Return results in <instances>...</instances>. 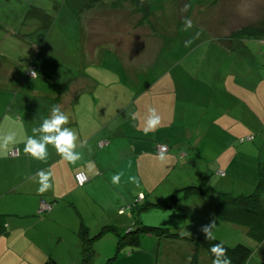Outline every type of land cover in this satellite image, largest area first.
<instances>
[{"label": "crops", "instance_id": "1", "mask_svg": "<svg viewBox=\"0 0 264 264\" xmlns=\"http://www.w3.org/2000/svg\"><path fill=\"white\" fill-rule=\"evenodd\" d=\"M45 1L0 0V9L4 10L0 12V214L7 226V233L0 235V257L17 256L14 264H42L53 255L60 264H78V231L83 224L91 233L101 229L102 224L130 226L133 217L126 215L128 208L133 212L134 203L146 198L168 201L177 189V209H183L185 202L204 205L210 201L205 196L210 194L196 191L184 196L183 188L194 184H188L189 177L182 174L179 179L172 178V172L181 164L177 161L182 159L178 157L180 146L187 142L196 143L197 154H201V144L205 137L210 138L222 147L213 160H220L237 143L240 149L247 144L250 179L257 181L258 164L264 157L256 145V139L262 142L257 135L264 138V38L237 39L231 48L221 44L204 24L211 2L220 0H190V28L185 27L186 18H179L178 0H139L149 12L148 19L139 26L126 14L131 12L128 4L113 6L117 0H99L82 13L80 6L90 0H77L74 6L78 11L69 12L62 23L59 20L64 5L56 0L52 9V0H47V6ZM218 11L212 10L215 30L221 26ZM90 19L99 21L98 34L105 35L94 49L85 44ZM65 27L75 33L64 34ZM255 44L260 61L256 60L253 70L250 61ZM176 47L189 48V54L178 58ZM239 49L243 53H238ZM42 52L57 59V67L52 69ZM192 53L195 56L190 58ZM187 59L195 65L182 73L179 63ZM31 67L35 75L29 72ZM192 70L207 84L215 85L199 91L195 99L210 101L217 94V102L232 113L233 120L220 123V109L215 105L210 115L203 109L198 111L200 117L192 114L195 123L188 125L189 89L183 85ZM217 80H222L224 87L219 89ZM53 106H59L68 116L61 127L74 132L73 151L79 154L74 161L63 158L51 144L46 145L48 154L43 160L24 151L27 137L43 135L33 129L51 118ZM150 109L156 110L160 123L145 132ZM173 127L179 128L178 146L172 145L176 142L171 138ZM10 132L15 133L14 140L5 141ZM159 144L170 145L175 152L158 153ZM16 148L18 154L11 155ZM243 154H238L239 159ZM232 157L226 164H218V172L227 179L242 167L234 154ZM40 170L49 174L50 184L42 193L37 191ZM79 171L89 176L83 186L75 178ZM116 173H121L120 181L113 184L111 176ZM130 176H135L136 182L130 181ZM262 196L264 206V187ZM43 199L53 204L51 210L41 211ZM210 210L217 219L212 202ZM177 226L185 229L186 237L144 234L141 244L149 239L150 247H143L148 254L156 252V261L149 257L139 264H190L195 249L192 240L204 233L201 227ZM212 232L214 235L215 229ZM108 233L114 241V231L100 238ZM96 242L99 258L94 263L99 264L97 259L102 260L104 253L103 246ZM250 243L252 252L244 264H264V240ZM197 251L198 264H212L205 247ZM132 252L122 258L130 257Z\"/></svg>", "mask_w": 264, "mask_h": 264}, {"label": "trees", "instance_id": "2", "mask_svg": "<svg viewBox=\"0 0 264 264\" xmlns=\"http://www.w3.org/2000/svg\"><path fill=\"white\" fill-rule=\"evenodd\" d=\"M99 0H90L84 4L81 8V13L86 8H91ZM220 0L211 2L208 14L205 16L204 24L209 31L218 37V40L227 48H231L233 42L242 38L259 39L264 38V0H259L258 10L252 14L243 13L240 10L238 14H234L235 0ZM191 1L188 0V7L186 0H178V12L179 18L183 21L187 18L190 12ZM131 9L126 14L131 15L134 25H142L149 17L147 8L139 0H117L113 3V6H125L127 5ZM216 5V6H215ZM212 6L214 9H218L221 18V28L213 26ZM218 6V7H217ZM125 14V16H126ZM107 22V21H106ZM123 22L126 23V18L123 17ZM123 23V24H124ZM98 20L92 19L88 22V30L85 32V44L90 49H94L99 42V35L97 31ZM95 40V41H94ZM91 41V42H90ZM48 61H51L52 69L57 67L59 61L46 52H42ZM52 72V70H51ZM50 73V72H49ZM166 145V144H165ZM171 151V146L167 145ZM157 151V149H156ZM158 152V151H157ZM257 186L252 193H240L234 194L231 191H219L214 189L213 194H210V190L203 185H188L182 190L184 196L192 193L203 192L216 197L215 203V215L218 219L231 223L235 226L244 227L247 234L254 240L261 242L264 240V206H263V187H264V157L260 159L258 164V176ZM179 189L175 190L168 201L146 198L140 203H134L133 208V221L130 226L119 228L114 225H104L101 229L95 232L90 231L86 224H83L78 231L81 246V263L80 264H93L95 261V246L94 243L104 233L108 231H114L118 236V243L116 252L113 253L104 264H110L113 260L119 256V252L124 249L125 251H134L141 244V237L144 234H155L160 237L176 238L186 237L185 229L179 227H171L167 225H160L156 223H145L140 218V211L149 209L152 207H158L163 209H174L179 205ZM46 200V199H43ZM48 201V200H47ZM50 202V201H48ZM51 203V202H50ZM52 204V203H51ZM53 206V204H52ZM49 211V210H47ZM123 212V210H121ZM7 233V226L4 220V215L0 214V235ZM215 239H205V234H202L192 241L195 242V249L190 261V264H198V247H205L209 252V255L214 259V255L211 252L212 245L216 243H222L226 249V255L230 257L232 264H244L247 258L250 256L252 249L250 245L242 242H238L235 245H229L223 239L214 236ZM42 264H58L57 259L53 255H49Z\"/></svg>", "mask_w": 264, "mask_h": 264}, {"label": "rangeland", "instance_id": "3", "mask_svg": "<svg viewBox=\"0 0 264 264\" xmlns=\"http://www.w3.org/2000/svg\"><path fill=\"white\" fill-rule=\"evenodd\" d=\"M55 1L56 0H52V5H50L52 9H53V5H54ZM57 1H59L60 5H64L63 15H61L59 23H62L63 18H67L68 13L72 12V10H74V12L78 11V8L76 6H74L75 2L77 0H57ZM258 1L259 0H235V5H234L235 13L234 14L237 15L239 10L243 13L244 12L248 13V14L254 13L255 10L257 11L259 8L258 5H256V3ZM46 3H47V0L45 1V5H46ZM83 6H84V4H83ZM81 8L82 7L80 6V10H81ZM0 12H4V10L0 9ZM94 16H97V15H94ZM76 21H77V23L80 22L78 19H76ZM130 22H132L131 19H130ZM69 28H72V27H69ZM98 30H100V29L98 28ZM63 32H64V34H67V35H68V33H71V32H72L71 33L72 35H73V33H75L73 30H68V28H66V27L64 28ZM76 32H77V30H76ZM45 34H46V30H45ZM98 35H100V37H101L99 39V42L102 41L103 39H105V35H103V34H98ZM189 50H190L189 48H185V47H176L174 49V54L175 55L177 54L178 58H182L183 56L189 54L188 53ZM241 50L239 49L238 53H243ZM258 52H259V49L257 48V45L255 44V48L252 50L253 55H252V58L250 61V64L252 65L253 70H254V67L256 66V60L260 61V59L258 58L259 57ZM194 56H195V54L192 53L190 55V58L194 57ZM188 60L189 59L185 60V62L179 63L180 67L182 69V71H181L182 73L186 72L188 70V68L190 69L191 65L192 66L195 65L194 63H188ZM227 62H228V60H227ZM226 66H227V63L224 66L225 67L224 70L226 69ZM192 71H193L192 74L185 81V83L183 85L189 89V98H188V103L186 106L187 111H188V121L187 120L186 121H187L188 125H193L195 123L193 116L195 117L198 115L199 109H203L204 114L210 115L213 113L212 108L215 105H218L219 109H220L219 115H218V120L220 123L233 120L232 113H230V111L228 109L224 111V109L221 107V105L217 102V100H218L216 98L217 94L214 96L213 100H210V101L209 100L200 101V100H198V98L195 99L196 95L199 93V91L201 92V91H205L208 89H212V86L214 87L215 85H213L212 83L207 84V80L205 78H202L201 76L200 77L196 76L195 70H192ZM261 71L264 72L263 69ZM217 81L220 83L219 85H217L219 87V89H221V87H224L222 85V80H217ZM213 89L218 90V88H213ZM219 91L223 92L222 90H219ZM195 100H197L198 102H194ZM201 102H202V104H201ZM192 114H193V116H192ZM206 118H209V117H206ZM177 129H179V128L173 127L171 130V138H172V140H176V142H172V145H176V146L179 145V143H177L178 142L177 139H179ZM182 129H183V127H182ZM257 136L259 137L260 140H262V142H258L256 139V145L260 149V152L262 151V154H264V138L261 135H257ZM181 143H183V142H181ZM213 143L214 142L211 141L210 138L205 137L204 142L201 144L203 146V149L201 150L202 153L201 154L198 153L199 155L197 154V152H198L197 151V145L194 142L193 143L187 142L184 145L180 146L181 149H179V152L178 151L177 152H178L179 159H181V158L182 159L177 160V161L178 162L181 161V164H179L180 166H177L178 169H176L175 171L172 172V178L173 179H179V174H182V176L189 177L188 184L193 183L194 185H205L208 190H209L208 186H211L213 188L210 189V194L214 193L213 192L214 189L219 190V191H221V190L222 191H233L234 194L252 193L256 189L258 181L250 179L252 173H251V169H250L251 166H249V161H248V159H249L248 145L247 144L243 145L242 148L240 149V146L237 143V145L234 146V148L230 152L226 151V154L223 155V157L220 160H213L214 155L217 154L218 152H220L222 149L221 146H218V145L213 144ZM170 152L174 153L175 151L171 150ZM241 152H244V154L239 159L238 154H240ZM233 154L235 156V160L238 163H241L242 167H241V171L237 172L238 174H232L227 179L226 177H224V174H222V172H218V164H219V162L226 164V161H230L231 158H233L232 157ZM251 162L253 163V160H251ZM208 169H211L213 172L209 173ZM205 197H209L208 199H210V201H208L207 203H205L202 206L201 205L200 206L199 205L193 206V204L191 206L190 202H185V203H189L187 205L188 212H186V206L184 203L183 209L174 208L173 210H170V209H162V208L156 207V208H149V209L141 210L140 211V218L145 223H153L154 222L156 224H159V226L160 225H163V226L164 225H172L175 227H178L177 225H179L180 227H182V226H185V227H188V226L189 227H201L202 225H205V224H208V223L214 221L215 224H214L213 229H215V231H216L214 233V236L219 237V239L221 238V239L225 240V242L228 243L229 245H235L238 242H242V243H245L247 245H252L250 242H256L247 234L244 227L235 226L231 223L225 222V221L220 220L218 218L217 219H215V217L213 218L211 216L210 204H211V202L213 203V205L216 203V197L212 196V195L211 196L206 195ZM128 212L129 213L126 216L133 217V212L131 211L130 208H128ZM214 214H215V211H214ZM129 223L130 222H127V224H125V225H128ZM103 225L104 224H102L100 227H102ZM109 236H112L111 233H108V235L106 234L104 237L100 238L99 240L97 239L96 245L101 244L103 246V253H104V254H102V256H100V258H102V260L97 259L100 262L99 264H104V262H106L108 260V258L113 253L116 252L117 243H118V236L116 238H114V241L109 239ZM113 236H115V235H113ZM144 240L145 241H144L143 245L141 244L136 250H134L131 253L132 255L130 257L122 258V256H124L125 254H127L130 251V250L129 251L123 250L119 253L120 258L119 259L117 258L115 261L113 260L114 262H111L110 264H139L140 261L146 260L149 257L150 258L153 257L154 260L156 261V252L155 253L150 252V254H148L149 250L146 249V247H150L149 243L147 242L149 239L145 238ZM113 243L115 244L114 248L111 247V244L113 245ZM143 246H146V247H143ZM111 249H113V250L111 251ZM2 255L0 257L1 258L0 260H2L3 264H14V262H16V260H17V256H15V255H10V257H5ZM68 257H70V256H68ZM96 258H99V256H95V259ZM80 263H81V260L78 264H80ZM153 263H155V262H153ZM58 264H60V263H58ZM62 264H76V263H74V262L71 263L69 261V262H62ZM93 264H97V263H93Z\"/></svg>", "mask_w": 264, "mask_h": 264}, {"label": "clouds", "instance_id": "4", "mask_svg": "<svg viewBox=\"0 0 264 264\" xmlns=\"http://www.w3.org/2000/svg\"><path fill=\"white\" fill-rule=\"evenodd\" d=\"M184 24L186 28H190L192 26V21L186 18ZM51 111V118H45L38 129H33L34 132L39 131L43 133V135L39 138L35 136L27 137L24 151L36 159L43 160L48 154L46 145L51 144L56 148L57 152L60 153L63 158L69 161H74L79 155L77 152L73 151L75 147L74 132L69 127H61L67 122L68 116L61 110L59 106H53ZM159 123L160 116L156 113L155 109H150V115L146 121V127L144 131L148 132L149 130L154 129ZM14 137L15 133L10 132L4 137V140L10 142L14 140ZM120 175L121 173H116L111 176V181L113 184L119 183ZM37 176L39 177V187L37 191L42 193L50 187L49 174L44 170H40L38 171ZM129 180L136 182V177L130 176ZM214 224L215 222L213 221L201 226V231L205 234L206 240L215 239L212 232ZM211 252L214 255L212 264H232L230 257L225 254L226 249L222 243H216L212 245Z\"/></svg>", "mask_w": 264, "mask_h": 264}, {"label": "built area", "instance_id": "5", "mask_svg": "<svg viewBox=\"0 0 264 264\" xmlns=\"http://www.w3.org/2000/svg\"><path fill=\"white\" fill-rule=\"evenodd\" d=\"M29 72L32 75H35V70L34 67H31ZM169 150V147L165 144H159L157 146V151L158 153H164L167 152ZM18 154V149H14L13 151H11V155H17ZM76 181L78 183L79 186H83L87 183V181L89 180V176L85 171H79L76 173L75 175ZM52 208V204L50 202H48L47 200H42L41 201V211H47V210H51Z\"/></svg>", "mask_w": 264, "mask_h": 264}]
</instances>
